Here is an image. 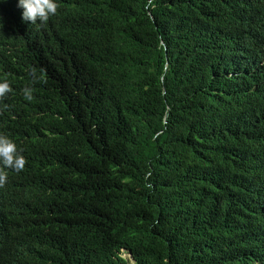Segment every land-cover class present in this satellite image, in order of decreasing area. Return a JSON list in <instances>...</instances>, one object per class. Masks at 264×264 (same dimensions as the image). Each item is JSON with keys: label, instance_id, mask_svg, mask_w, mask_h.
<instances>
[{"label": "trees", "instance_id": "1", "mask_svg": "<svg viewBox=\"0 0 264 264\" xmlns=\"http://www.w3.org/2000/svg\"><path fill=\"white\" fill-rule=\"evenodd\" d=\"M57 3H0V264H264V0Z\"/></svg>", "mask_w": 264, "mask_h": 264}, {"label": "clouds", "instance_id": "2", "mask_svg": "<svg viewBox=\"0 0 264 264\" xmlns=\"http://www.w3.org/2000/svg\"><path fill=\"white\" fill-rule=\"evenodd\" d=\"M7 0H0L6 3ZM17 7L22 10V21L30 24L39 22L41 25L57 13V0H17ZM0 27H3L0 21ZM34 74V72H33ZM10 91L6 79L0 78V97H4ZM24 96L31 100V89H24ZM25 158L18 150L17 145L9 137L0 134V183L7 182L6 169L21 171L25 166Z\"/></svg>", "mask_w": 264, "mask_h": 264}, {"label": "rangeland", "instance_id": "3", "mask_svg": "<svg viewBox=\"0 0 264 264\" xmlns=\"http://www.w3.org/2000/svg\"><path fill=\"white\" fill-rule=\"evenodd\" d=\"M123 256L129 260L130 264H134V262L131 259L130 255H128L127 253H125V254H123Z\"/></svg>", "mask_w": 264, "mask_h": 264}]
</instances>
